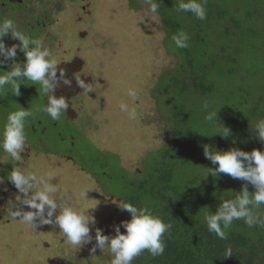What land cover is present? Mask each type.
I'll return each mask as SVG.
<instances>
[{
  "label": "trees",
  "instance_id": "1",
  "mask_svg": "<svg viewBox=\"0 0 264 264\" xmlns=\"http://www.w3.org/2000/svg\"><path fill=\"white\" fill-rule=\"evenodd\" d=\"M154 2L167 30L169 50L175 45L174 34L184 31L189 36L187 48H171L179 59L177 68L164 72L156 85L168 86L166 94L164 91L169 113L165 120L172 124L168 140L160 151L152 152L157 158L152 162L143 160L142 170L133 175L122 169L112 173L109 159L114 157L116 161V156L98 149L83 155L77 153L74 159L98 180L105 194L112 186L116 193L110 192L123 203L146 208L172 225L170 233L163 237V255L152 257L145 251L133 264H264V226L249 228L242 220H236L227 230L228 238L219 239L207 230L203 220L207 209L215 212L222 201L233 199L244 187L249 193L255 191L245 181L207 173L208 168L215 166L205 158L203 148L207 145L220 151H264V143L252 129L264 119V43L254 35L264 33V0H200L206 9L204 20L190 12H178L180 0ZM162 3L168 7L162 8ZM244 33L252 35L243 38ZM7 62L0 64V72L9 70ZM24 83L19 85V96L12 94L10 86L0 96V129L7 115L18 110V106L33 109L32 104L26 105L22 100L27 87L32 91L26 80ZM155 95L163 104L162 93ZM205 103L207 111L202 108ZM33 111L35 116L26 121L25 130L30 129L27 125L32 121L42 119L39 112ZM212 111H217L218 119L210 122L205 116ZM224 126L231 130L228 138L215 133ZM46 133H36L34 141L27 137L26 144L38 149L43 140L39 135L46 138ZM57 137L49 140L64 139L58 132ZM58 149L45 144L42 151L68 154ZM7 166L15 167V162ZM254 211L264 218V205ZM228 247L232 255L225 257Z\"/></svg>",
  "mask_w": 264,
  "mask_h": 264
},
{
  "label": "rangeland",
  "instance_id": "2",
  "mask_svg": "<svg viewBox=\"0 0 264 264\" xmlns=\"http://www.w3.org/2000/svg\"><path fill=\"white\" fill-rule=\"evenodd\" d=\"M161 7L166 9L168 5L162 3ZM57 14L61 23L55 31V25L49 28L50 35L42 41L51 50L52 58L70 61L69 65L60 64L71 69L67 78L75 81L76 76L80 77L94 91L86 94L78 84L77 92L64 91L73 120L65 128L62 124L68 117L61 116L55 128L45 134L46 138L39 135L43 140L38 149L26 144L20 166L25 172L53 175L51 182L58 188L55 194L58 204L78 210L89 208L87 213L95 219L94 224H89L93 240L78 248L63 239L58 227L43 225L33 230L14 218L10 214V202L19 193L7 179L12 166H7L8 162L0 163V179H3L0 182V264H110L112 255L108 248L91 251L95 246V231L115 235L114 226L130 217L118 206L123 203L122 199L110 192L116 189L109 186L105 194L98 180L75 161L76 154L93 153L94 149L110 153L116 156V161L114 157L109 159L112 173H120L122 169L133 175L142 170L143 160L152 162L157 158L152 152L160 151L172 127L165 120L169 113L164 91L166 94L168 86L156 85L164 72L177 68L179 59L171 50L175 45L168 49L167 30L159 14L149 11L146 0H64ZM181 20L186 24L185 19ZM248 35L252 34L244 33L243 38ZM254 35L264 43V33ZM12 63L10 60L6 63L9 70ZM129 88L138 91L135 102L126 95ZM29 90L27 87L22 100L37 111L43 103L39 106L33 91ZM158 92L162 93L160 102L165 99L163 104L157 101ZM122 102L135 108L136 119L130 120L120 111ZM60 128L61 131L56 130ZM26 131L29 140H37L36 133L27 128ZM57 132L64 139L51 142L50 137L58 139ZM45 144L47 148H60L68 154H45L42 151ZM9 159L1 149L0 161ZM84 189H88L86 198L81 196ZM120 230L125 231L123 227Z\"/></svg>",
  "mask_w": 264,
  "mask_h": 264
},
{
  "label": "clouds",
  "instance_id": "3",
  "mask_svg": "<svg viewBox=\"0 0 264 264\" xmlns=\"http://www.w3.org/2000/svg\"><path fill=\"white\" fill-rule=\"evenodd\" d=\"M146 2L149 4V11L155 14L158 11V4L154 0H146ZM176 10L190 12L199 20L206 18V9L200 0H180ZM9 34L20 42L19 45L6 47L3 38ZM188 40L189 36L184 31L172 36L175 46L180 49L188 47ZM18 48L25 56L23 64L15 61ZM9 60L13 61L11 69L0 72V96L6 94L9 86L12 94L19 96V85L25 80L29 81V84L39 85L41 93L47 97V102L37 111L46 113L53 121H58L69 105L64 96L54 94L55 89L60 84L71 86V81L63 70H60L58 77V62L52 58L50 49L45 47L41 39L26 36L17 29L13 20L4 19L0 22V64ZM76 82L84 93L94 91L90 84L80 77L76 76ZM126 95L135 102L138 91L129 88ZM202 108L207 111L208 104H203ZM119 109L127 114L128 119H136L135 108H129L127 103H120ZM34 116L33 110L20 106L18 110L7 115L6 122L0 129V149L10 157V160L0 163L15 162V167L11 168L7 179L19 193L16 200L10 202V214L33 230L43 225L58 227L63 239L78 248L91 244L93 237L90 234L89 224H94L95 219L87 213L89 208L78 210L71 205L58 204L55 198L58 188L51 182L54 176L25 172L20 166L23 160L21 154L25 151L27 141L26 121ZM205 119L210 122L218 119L217 111L208 112ZM252 129L259 141L264 143V119L257 121ZM215 133L222 138H228L231 130L224 126L222 131L218 130ZM203 152L205 158L215 166L208 168L207 173H211L212 176L228 175L251 184L255 189L254 192L249 193L247 187H244L233 199L222 201L215 212L207 209L203 215L207 230L215 233L219 239H227V230L236 220H242L249 228L264 226V218L254 211L260 205H264V151L253 149L248 152L239 148L220 151L205 145ZM2 180L0 179V182ZM87 190H82V197L86 198ZM118 206L121 210L130 213V219L114 226L115 235L112 236L104 235L97 229L95 246L91 251L94 253L97 248L101 251L108 248L112 255L110 264H133V260L145 251L152 257L163 255L165 249L163 237L166 233H170L172 225L154 216L148 209L138 208L129 202L118 203ZM121 227L124 232H121ZM231 255L232 249L228 247L224 256Z\"/></svg>",
  "mask_w": 264,
  "mask_h": 264
},
{
  "label": "flooded vegetation",
  "instance_id": "4",
  "mask_svg": "<svg viewBox=\"0 0 264 264\" xmlns=\"http://www.w3.org/2000/svg\"><path fill=\"white\" fill-rule=\"evenodd\" d=\"M62 1L64 0H0V17H1L0 22L3 21L4 19H11L13 20L17 29L25 35L28 34L30 38L41 39V40L47 39L48 36L50 35L49 28L55 25L53 30L55 31V29H57V26L61 23L60 15H58L57 13L61 11ZM45 2L46 5H44ZM76 19L77 21H79L78 17H76ZM43 34H45L46 36H41ZM80 34L82 36L84 32L82 31L80 32ZM3 39L6 47H10L16 43H17L16 45H19L20 43L17 39L12 38L10 34L8 36H5ZM44 45L45 47L47 46L46 44ZM24 59L25 56L23 51H21L18 48L15 61L23 64ZM57 62H58L57 65L58 77H59V72L60 70H62V68L63 71L65 72V75L67 74V72H70L71 69L69 67L68 69V68H64L66 66L62 67V65H60L61 63H63V65L65 64L69 65L70 61L60 62L59 60ZM70 81H71V86L60 84V86H58L55 89L54 94L56 96H67V94H65L64 91H66L67 93L77 92L79 88L77 87L76 80L75 81L70 80ZM27 83L28 86L31 87L34 97L39 101V106L42 103L45 104L47 102V97H45L41 93L39 85L29 84L30 83L29 81H27ZM18 107L20 108V106ZM39 114L42 116V119L34 121L31 124L32 126L30 125L31 132L49 133V130L55 128L57 124L56 121L51 120L50 116H48L46 113L39 112ZM66 116L68 117V121L62 124V126L65 128L68 127L69 123L73 120L69 115L68 110H66L65 114H62V117H66ZM57 130L61 131L62 129L60 128ZM70 157L73 159L72 156Z\"/></svg>",
  "mask_w": 264,
  "mask_h": 264
}]
</instances>
